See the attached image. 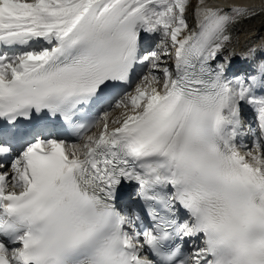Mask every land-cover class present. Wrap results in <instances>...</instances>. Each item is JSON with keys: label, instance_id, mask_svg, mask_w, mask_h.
Instances as JSON below:
<instances>
[{"label": "snow or ice", "instance_id": "6c2138e0", "mask_svg": "<svg viewBox=\"0 0 264 264\" xmlns=\"http://www.w3.org/2000/svg\"><path fill=\"white\" fill-rule=\"evenodd\" d=\"M253 15L0 0V264H264V61L218 60Z\"/></svg>", "mask_w": 264, "mask_h": 264}, {"label": "bare ground", "instance_id": "6f19581e", "mask_svg": "<svg viewBox=\"0 0 264 264\" xmlns=\"http://www.w3.org/2000/svg\"><path fill=\"white\" fill-rule=\"evenodd\" d=\"M210 3L223 7H232L236 5L249 6L256 10V15H253L248 19H241L238 23L234 24L231 27V42L225 47L222 55L218 56V60L223 61V58L225 56H229L231 54V63L228 70L229 78L233 77V71L236 73L240 68L235 63V61L241 62V65L243 64L247 66L248 72L246 74H250L249 66L253 65L251 64V61L256 51V49H254V46H257V44L255 45L254 42L259 43V41H257V39H259L258 37H264V33L261 35V32H264V0H210ZM192 19V24L190 26L194 27L195 20L194 18ZM170 65H172V63ZM251 109L252 107L250 105H247V111L245 113L247 115H250V117H253V115H251ZM243 117L244 115L242 113V119ZM242 140L243 137L241 138V142L248 145L249 147L252 146V136L248 135L246 136V138H244L243 141ZM125 204L128 208H132L134 207V200L130 202L128 201Z\"/></svg>", "mask_w": 264, "mask_h": 264}, {"label": "rangeland", "instance_id": "374dc122", "mask_svg": "<svg viewBox=\"0 0 264 264\" xmlns=\"http://www.w3.org/2000/svg\"><path fill=\"white\" fill-rule=\"evenodd\" d=\"M195 5V0H193V6ZM193 18V10H192V8H190L189 9V11H188V20H189V24L191 25L192 24V19ZM264 32L262 31L261 32V35L263 34ZM264 35V34H263ZM259 39H257V41H259V43H257V42H254L255 43V45L257 44V46H254V49H256V51H255V55H254V57L252 58V63L251 64H253V65H251V67H253L254 69L256 68V66H257V64L258 63H260L261 61H264V40H263V38L264 37H262L261 36V38L260 37H258ZM262 42V43H261ZM259 44V45H258ZM231 46V45H230ZM258 47V48H257ZM261 51H260V50ZM222 55V53L219 55V56H221ZM170 63H171V60H168L167 61V66H169L170 67ZM235 63L240 67L239 68V70L235 73L234 71H233V73H232V76L234 77V76H247V75H249V74H246L247 72H248V70L246 69V67L247 66H245V65H241V62H237V61H235ZM240 63V64H239ZM238 66H237V68H238ZM255 70H253V71H249L250 73H253ZM158 75H162V73H157ZM133 87H134V85H133ZM259 94V93H258ZM245 108V109H244ZM247 111V104H244V105H242V113H243V115H244V117H243V121H244V125H245V127H244V130H243V136L244 137H246V136H252L253 137V139H254V136H253V133L251 132V131H249V128H251V129H253V130H256L255 129V126L253 125V119L250 117V115H247L245 112ZM245 113V114H244ZM248 122V123H247Z\"/></svg>", "mask_w": 264, "mask_h": 264}]
</instances>
